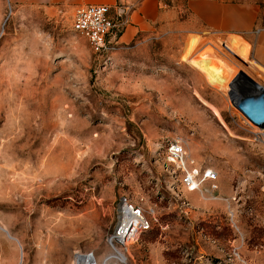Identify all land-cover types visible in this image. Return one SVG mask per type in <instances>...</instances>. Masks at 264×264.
Masks as SVG:
<instances>
[{
    "label": "rangeland",
    "instance_id": "obj_1",
    "mask_svg": "<svg viewBox=\"0 0 264 264\" xmlns=\"http://www.w3.org/2000/svg\"><path fill=\"white\" fill-rule=\"evenodd\" d=\"M176 7L98 53L72 12L0 0V264L102 256L121 198L152 221L128 264H264V129L231 87L264 80L241 37L223 44ZM174 143L217 171L216 191L186 189Z\"/></svg>",
    "mask_w": 264,
    "mask_h": 264
},
{
    "label": "built area",
    "instance_id": "obj_2",
    "mask_svg": "<svg viewBox=\"0 0 264 264\" xmlns=\"http://www.w3.org/2000/svg\"><path fill=\"white\" fill-rule=\"evenodd\" d=\"M130 7L121 3L87 4L77 7L72 16V28L81 34L91 48L98 53L112 50L129 23ZM168 159L174 165V174L182 171L181 180L189 191L203 186L214 192L218 189V173L210 167H196L185 159V150L180 143L169 146ZM152 228L151 215L141 206L121 198L117 205L116 222L107 235L109 250L102 256L93 251L76 250L71 264H128L125 254L128 239Z\"/></svg>",
    "mask_w": 264,
    "mask_h": 264
},
{
    "label": "crops",
    "instance_id": "obj_3",
    "mask_svg": "<svg viewBox=\"0 0 264 264\" xmlns=\"http://www.w3.org/2000/svg\"><path fill=\"white\" fill-rule=\"evenodd\" d=\"M12 3H33L41 5L45 11L66 9L72 12L81 5L121 3L130 7L129 23L119 37V41L132 37L136 31L144 30L164 15H177V4L189 12L191 18L199 22L207 33L220 35L224 41L230 34L241 37L249 45V57L253 61L252 70L264 80V28L258 25L259 7L254 2L232 3L228 0H9ZM72 20V19H71Z\"/></svg>",
    "mask_w": 264,
    "mask_h": 264
},
{
    "label": "water",
    "instance_id": "obj_4",
    "mask_svg": "<svg viewBox=\"0 0 264 264\" xmlns=\"http://www.w3.org/2000/svg\"><path fill=\"white\" fill-rule=\"evenodd\" d=\"M231 87L239 94L235 106L247 120L264 129V87L244 71L234 78Z\"/></svg>",
    "mask_w": 264,
    "mask_h": 264
},
{
    "label": "trees",
    "instance_id": "obj_5",
    "mask_svg": "<svg viewBox=\"0 0 264 264\" xmlns=\"http://www.w3.org/2000/svg\"><path fill=\"white\" fill-rule=\"evenodd\" d=\"M229 2L232 3H245V2H251V0H228Z\"/></svg>",
    "mask_w": 264,
    "mask_h": 264
},
{
    "label": "bare ground",
    "instance_id": "obj_6",
    "mask_svg": "<svg viewBox=\"0 0 264 264\" xmlns=\"http://www.w3.org/2000/svg\"><path fill=\"white\" fill-rule=\"evenodd\" d=\"M206 45L209 46L211 49H213L218 54H220V51L217 48H215L211 43L208 42V43H206Z\"/></svg>",
    "mask_w": 264,
    "mask_h": 264
}]
</instances>
